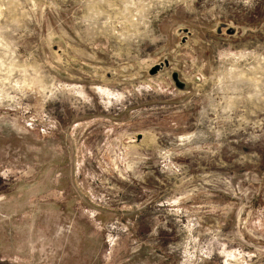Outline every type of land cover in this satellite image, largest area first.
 Returning <instances> with one entry per match:
<instances>
[{"label":"rangeland","instance_id":"obj_1","mask_svg":"<svg viewBox=\"0 0 264 264\" xmlns=\"http://www.w3.org/2000/svg\"><path fill=\"white\" fill-rule=\"evenodd\" d=\"M0 264H264V0H0Z\"/></svg>","mask_w":264,"mask_h":264}]
</instances>
